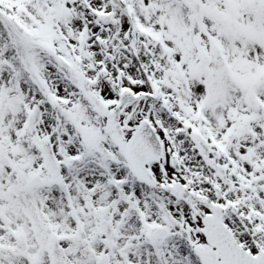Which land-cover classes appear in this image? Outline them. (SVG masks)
<instances>
[{"label": "snow or ice", "instance_id": "obj_1", "mask_svg": "<svg viewBox=\"0 0 264 264\" xmlns=\"http://www.w3.org/2000/svg\"><path fill=\"white\" fill-rule=\"evenodd\" d=\"M0 264H264V0H0Z\"/></svg>", "mask_w": 264, "mask_h": 264}]
</instances>
